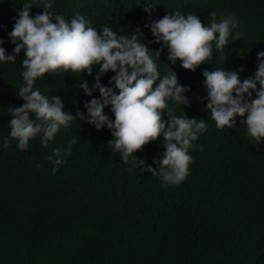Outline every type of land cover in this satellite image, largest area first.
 Returning <instances> with one entry per match:
<instances>
[{
  "label": "trees",
  "instance_id": "obj_1",
  "mask_svg": "<svg viewBox=\"0 0 264 264\" xmlns=\"http://www.w3.org/2000/svg\"><path fill=\"white\" fill-rule=\"evenodd\" d=\"M25 2L0 0V39L9 54L15 47L9 33ZM52 10L68 20L83 14L98 30L107 25L130 35L140 28L143 43L163 47L157 61L161 75L173 70L190 86V103L175 106L177 114L205 120L208 130L193 142L189 174L178 185L130 170L110 149L111 130L78 117L47 147L37 137L21 151L8 122L9 108L24 103L17 94L23 51L14 63L0 64V264H264V145L247 136L239 116L235 127L218 129L203 99L204 70L238 71L242 81L256 71L257 53L264 50V0H55ZM176 10L196 14L204 24L212 11L217 19L232 15L239 25L229 45L222 52L213 46L212 59L193 71L180 61L171 65L167 47L145 27ZM42 12L33 5L32 16ZM98 71L97 65L91 76L45 74L35 87L46 96L59 95L66 112L87 115L85 102L93 97L79 85L85 79L94 84ZM113 75L108 71L101 83L111 86ZM93 96L100 97L98 89ZM104 111L115 119L110 105ZM73 140L71 155L54 173L47 157ZM164 151L161 135L133 155L158 169L155 161Z\"/></svg>",
  "mask_w": 264,
  "mask_h": 264
},
{
  "label": "clouds",
  "instance_id": "obj_2",
  "mask_svg": "<svg viewBox=\"0 0 264 264\" xmlns=\"http://www.w3.org/2000/svg\"><path fill=\"white\" fill-rule=\"evenodd\" d=\"M54 2L40 0L39 4H34L26 0L18 9V18L9 33L15 44L14 54L8 53L3 46L5 41L0 39V64L14 63L17 56L24 53L22 84L17 89L24 103L9 108L12 116L8 122L9 135L17 142L16 147L26 151L30 141L37 137L47 147L62 128L70 127L78 117L97 129L106 126L111 130L110 149L122 156L130 170L158 175L165 185L182 183L193 161L189 150L193 142L207 132L208 125L203 119L177 114L175 106L190 103L187 93L191 89L179 82L173 70L161 75L157 61L161 60L163 47L153 50L143 43L144 33L140 28L130 35L118 34L107 25L96 29L83 14L78 13L68 20L52 10ZM33 5L42 6L43 12L32 16ZM149 5L148 2L145 11L151 15ZM210 17L204 24L196 14L176 10L145 27L150 29L156 43L167 47V61L171 65L180 61L183 68L195 71L212 59L213 46L222 52L229 45V37L239 25L232 15L217 19V13L212 11ZM239 37L240 33H235V39ZM257 58L256 71L243 81L238 71L224 67L204 70L206 96L203 99L207 100L206 109L210 110L218 129L235 127L239 116L246 125L247 136L261 146L264 145V50L257 53ZM97 65L95 83L90 86L85 79L79 85L85 95L93 97L85 102L87 115L83 111L76 115L66 112L59 95L49 97L35 87L36 80L45 74L86 71L91 76ZM108 71L115 73L109 82L111 86L101 83V76ZM97 89L99 98L93 96ZM109 105L115 119L104 111ZM161 135L165 151L155 161L158 169L133 155ZM75 142L71 141L65 148L52 149L47 159L53 163L54 173L65 163L63 157L71 155ZM8 146L9 140L5 139L3 147Z\"/></svg>",
  "mask_w": 264,
  "mask_h": 264
}]
</instances>
